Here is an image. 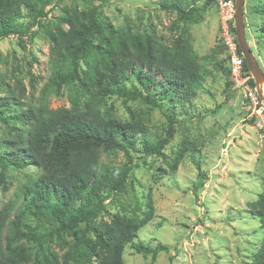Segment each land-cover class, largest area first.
Returning <instances> with one entry per match:
<instances>
[{
	"label": "trees",
	"instance_id": "16d2710c",
	"mask_svg": "<svg viewBox=\"0 0 264 264\" xmlns=\"http://www.w3.org/2000/svg\"><path fill=\"white\" fill-rule=\"evenodd\" d=\"M63 1L0 0V41L14 36L23 46L25 40L33 39L36 31L28 32L40 29V22L51 6ZM84 1L107 4L108 0ZM196 1L163 0L159 4L162 11L176 15L173 24H181L170 45L162 43L153 32L115 28L100 17L94 5L82 10L66 9L56 18L53 29L46 32L50 75L42 96L59 95L61 88L67 86L71 93L70 107L49 109L40 103L24 108L21 100L25 90L21 81L0 98V123L7 128L6 137L0 139L1 171L30 166L39 170V175L26 181L14 199L0 209V264H123L126 246L136 254L151 255L152 260L158 252H168V247L162 244L151 248L134 242L138 231L153 217L150 195L141 216L106 212V194L124 192L129 173L136 166L130 151H136L137 137L146 133L145 124L134 115L127 121L117 119L107 99L110 96L123 97V102L139 99L162 110L147 85H144L146 96L136 89L127 92L121 87L122 81L135 74L138 80L158 90L160 96L168 97L171 105L194 97L204 69L185 26L199 23L197 16L215 3L202 0L198 7ZM260 8L255 7L256 15L263 20V25L256 29V40L263 48L264 5ZM23 18L28 24L21 29ZM230 29L235 35L233 23ZM237 50L241 53L238 45ZM224 59L227 63L226 53ZM243 67L249 73L244 60ZM248 84L256 86L251 78ZM171 109V113L162 111L167 122L164 136L153 147L145 146V155L164 157L162 151L175 132L174 107ZM103 151L124 155L126 162L120 172L112 174L100 164ZM184 156L185 149H180L168 164L171 173ZM250 209L264 229V188ZM105 214L109 221L98 220ZM28 218L35 219L45 232L30 227ZM62 234L72 239L64 242L66 251L58 257L48 244ZM23 242L35 245L32 260ZM251 264H264V239Z\"/></svg>",
	"mask_w": 264,
	"mask_h": 264
},
{
	"label": "rangeland",
	"instance_id": "374dc122",
	"mask_svg": "<svg viewBox=\"0 0 264 264\" xmlns=\"http://www.w3.org/2000/svg\"><path fill=\"white\" fill-rule=\"evenodd\" d=\"M162 1L108 0L107 4H101L64 0L52 5L40 22V29L28 32L36 31L32 40H25L23 46L14 36L0 41V98L21 81L25 90L21 100L24 108L40 103L49 109L69 108L71 93L67 86L61 88L59 95L42 96L50 75L46 32L53 29L56 18L66 9L82 10L94 5L100 17L115 28L153 32L162 43L170 45L181 24H173L176 15L159 8ZM202 2L197 0L196 5L200 7ZM262 5L264 0H244L247 44L264 73V44L260 48L256 40V29L263 25V20L255 12V7ZM197 17L199 23L185 26L204 69L194 97L171 105L168 97L160 96L158 90L138 80L135 74L122 81L121 87L127 92L136 89L146 96L144 85H147L162 110L139 99L125 102L118 96L107 99L117 119L127 121L134 115L145 124L146 133L137 137L136 151H130L136 166L129 173L124 192L106 194V212L141 216L150 195L153 217L138 231L134 242L151 248L157 244L168 247V252H158L152 260L151 255L136 254L126 246L123 264H251L264 239V229L250 209L264 188V109L259 96L260 92L264 97V85L252 88L248 83L237 84L228 72L216 1ZM20 23L23 29L28 20L23 18ZM171 107L175 112L172 116L176 120L175 132L162 151L164 157L145 155L144 147H153L164 136L167 122L162 111L171 113ZM6 132L7 128L0 123V139L6 137ZM180 149H185V156L171 173L168 164ZM125 162L118 151H103L100 155V164L112 174L120 172ZM38 175L39 170L31 166L24 170L0 169V209L14 199L26 181ZM100 219L109 221L106 214ZM27 223L45 232L35 219L28 218ZM71 239L62 234L53 237L48 245L61 257L66 251L64 242ZM23 245L32 256L36 253L33 243Z\"/></svg>",
	"mask_w": 264,
	"mask_h": 264
},
{
	"label": "built area",
	"instance_id": "2783aa9c",
	"mask_svg": "<svg viewBox=\"0 0 264 264\" xmlns=\"http://www.w3.org/2000/svg\"><path fill=\"white\" fill-rule=\"evenodd\" d=\"M219 9L220 42L227 54V65L234 82L248 83L252 76L244 70L243 57L237 50L235 35L232 34L230 23L234 21V0H215ZM234 24V23H233Z\"/></svg>",
	"mask_w": 264,
	"mask_h": 264
},
{
	"label": "water",
	"instance_id": "95a60500",
	"mask_svg": "<svg viewBox=\"0 0 264 264\" xmlns=\"http://www.w3.org/2000/svg\"><path fill=\"white\" fill-rule=\"evenodd\" d=\"M234 28H235V39L241 55L246 63V66L254 80L256 85L263 83L264 85V73L259 67L256 58L253 56L249 49L245 36V26H244V0H234ZM259 96L263 102L264 109V97L259 92Z\"/></svg>",
	"mask_w": 264,
	"mask_h": 264
}]
</instances>
